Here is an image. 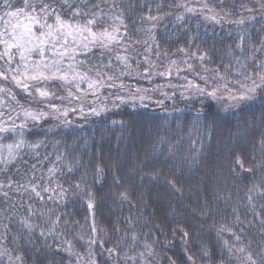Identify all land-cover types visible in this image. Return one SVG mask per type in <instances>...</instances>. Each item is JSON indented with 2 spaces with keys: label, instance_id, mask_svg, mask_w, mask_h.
<instances>
[{
  "label": "trees",
  "instance_id": "16d2710c",
  "mask_svg": "<svg viewBox=\"0 0 264 264\" xmlns=\"http://www.w3.org/2000/svg\"><path fill=\"white\" fill-rule=\"evenodd\" d=\"M177 2L182 0H123L121 7L129 3L134 6L133 11L125 12L131 37L126 41V54L132 63L129 69L132 75L120 77L124 88L104 89L99 100H86L84 115L78 108L76 112L69 111L67 126L61 123L62 117L60 120L48 117L36 126L29 123V127L22 130L26 144L7 172L0 173V180L7 184V177L11 176L25 184L34 173L32 183L50 185L55 192L42 193L46 199L41 202L35 197L30 201V193L14 191L15 185L13 189L7 186L0 189V193H9L7 198L0 195V251L8 249L13 257L23 254V264H70L73 257L64 250L67 247L64 240H72L75 251L83 253L84 241L94 235L105 241L103 245L94 246L98 264H113L119 259L115 254L109 257L106 251L118 240L122 251L129 255L145 251L144 244L148 243L151 255L145 251V256L151 264H171L172 261L193 264L189 256L195 264H209L201 258L203 247L210 250L211 264H216L223 251L222 240L236 243L230 233L217 236L222 225L232 227L242 236L244 244L252 241L251 249L259 250L264 246V233L260 231L264 225L251 211L253 205L260 210L264 197L256 190L249 192L253 183L264 187V167L261 166L264 150L260 145L264 136V88L258 89L252 99L225 110L226 105L235 103L227 98L226 92L218 93L223 99L201 96L186 89L184 79L187 77L204 86L201 77H211L219 69L226 76L229 90L235 92L238 89L235 81L242 79L236 70L250 72L255 60L246 61L245 57L264 42V9L259 7L264 0L259 3L258 0H207L214 13L223 17L219 24L205 20L200 14L185 13L183 8L170 7ZM194 2L189 0V3ZM101 7L104 11H117L105 5ZM248 8L253 11L248 12ZM147 14L160 15L164 19L156 22L139 19ZM178 14L184 18L176 19ZM250 16L254 19H245L243 25L230 22ZM151 23L156 27L149 33ZM118 50L123 52V49ZM202 52L210 59L201 62L192 56V53L198 56ZM99 55V49H92L85 56L98 64ZM237 57L249 68L240 69ZM146 58L154 66L153 73L164 71L171 61H176L173 74L144 79L147 74L143 69L148 66ZM255 58L264 60V50L255 52ZM185 61L194 66V71L187 70ZM229 64L230 68L225 67ZM122 67L113 57V70L118 74ZM175 67L183 71L177 75ZM137 72L141 76H136ZM7 86L13 88L25 108L43 107L29 102L11 83ZM48 87L56 89L58 95L64 94L59 83ZM136 87L148 88L150 91L146 95L150 98L129 99V89ZM153 88L156 90L151 91ZM116 95L123 96L124 102L117 100ZM52 103L61 102L53 100ZM8 104L15 107L5 97L0 111H7ZM64 104L68 108L77 107L67 101ZM89 106L105 110L92 115L88 113ZM17 138V134H0V143H11ZM38 141L42 142L38 149L27 146ZM58 155L61 160H56ZM237 157L243 161L242 168L236 164ZM54 164L58 171L50 176L48 169ZM97 166L103 168L102 174L96 173ZM3 167L0 164V168ZM248 168L253 172H248ZM157 169L162 175L153 180L148 173ZM169 179L180 191L167 183ZM78 182L80 189L75 188ZM57 184L66 190L62 199ZM81 189L94 194L92 209L87 207L88 197L81 194ZM125 191L128 199L122 200L119 194ZM49 195L52 200H47ZM249 195L253 197L251 204ZM29 203L32 215L28 213ZM49 216L60 218L56 234L41 236L40 229L49 227L44 223ZM237 216L241 223H236ZM25 217L38 225L31 233L22 224ZM93 221L97 228L95 234L91 232ZM181 230L189 235L183 237ZM61 232L65 236L58 239L57 234ZM132 233L139 239L129 249ZM0 264H8L7 257H0ZM137 264H140L139 258Z\"/></svg>",
  "mask_w": 264,
  "mask_h": 264
},
{
  "label": "snow or ice",
  "instance_id": "6c2138e0",
  "mask_svg": "<svg viewBox=\"0 0 264 264\" xmlns=\"http://www.w3.org/2000/svg\"><path fill=\"white\" fill-rule=\"evenodd\" d=\"M123 0H0V105L5 104V97L10 99L14 104L7 105V111H0V134H17L19 138L14 139L11 143H0V164L5 167L0 168V173H6L8 166L17 160L20 155V149H22L26 140L23 138V129L29 127V123L33 126L38 125L41 121L48 117L60 120L61 123L67 126L70 121L67 120L69 111L76 112L77 108L81 115L85 114V101L89 96L95 100H99L102 90L111 88H124L123 81L120 77L130 76L132 73L129 69L132 67V63L129 60L127 53L126 41L130 40L128 32V24L126 23L125 12H131L134 10L133 4L129 3L126 7H121ZM259 3V0H258ZM101 5L107 6L109 9L115 8L117 11H104ZM159 7V6H158ZM170 7L183 8L185 13L192 15L200 14L205 20L214 21L219 24L223 20V17L214 13V10L208 5L207 0H195L194 3H189V0H182ZM259 7L264 9V3H259ZM248 12H252L253 9H246ZM151 10L149 9V13ZM182 14H178L176 19H183ZM141 21L156 22L163 20L164 17L160 15H141L139 17ZM245 19L251 20L254 17L241 18L236 21H230L231 23H237L243 25ZM156 27L155 23H151V26L147 30L151 33V30ZM137 31H143V29H137ZM243 40V37H241ZM140 41H137L139 43ZM237 47H240L237 45ZM92 49H99L100 55L97 57L98 64L92 63L91 60L85 56L81 59V55L85 53H91ZM118 49H123V52ZM243 51V48L240 49ZM264 50V42L261 45L255 47V51L250 56L245 57V60H255V67L250 72L236 70L238 75L242 77L241 80H236L238 89L233 92L229 90V84L226 76L222 75L217 69L211 77H201L204 81V86L194 83L188 80L186 89H192L197 94L204 96L207 95L214 99H223V96L218 95L221 91L227 93V98L235 103L226 105L225 110L228 107H235L239 102L252 99L258 89L264 88V60H256L255 52ZM180 51H184L180 49ZM193 57L201 62L206 59H210L206 52L200 53L198 56L196 53H192ZM113 57L116 61H119L123 66L119 73L113 70ZM240 65V69H248L247 63H240L239 58H235ZM106 61V62H105ZM148 64L143 69V78L151 80L153 75L165 77L173 74V66L176 65V61H171L170 66L164 71L153 73V65L145 59ZM187 64V61H185ZM140 67L139 64L136 65ZM225 67L230 68L231 65ZM188 71H194L192 64H187ZM177 75L183 71L179 67H175ZM208 71V69H205ZM136 76H141L140 72L135 73ZM199 76V73H196ZM116 81H120L119 84ZM11 83L16 89H19L26 95L29 102H36L42 104L43 107L32 110L29 106L25 108L24 105L17 99L16 92L13 88L7 85ZM52 83H59L60 89L64 93L58 95L56 89H49V85ZM86 85V87H82ZM175 87L174 85H169ZM157 88L161 86H156ZM211 89V90H209ZM156 88L151 89L155 91ZM150 90L148 88L136 87L129 89V99L143 101L148 97L146 94ZM166 95V94H165ZM117 100L124 102V97L116 95ZM53 100H58L61 103H52ZM64 101L68 104L76 103L77 107L68 108L65 106ZM17 108L19 111H17ZM105 109H100L103 111ZM99 111L95 107H88V113L92 115H98ZM19 120V123H16ZM40 141L27 146L33 150L38 149L41 146ZM178 143V141H177ZM260 145L264 150V136L261 137ZM38 154V153H37ZM47 159V157H45ZM62 157L58 155L56 160H61ZM236 164L243 167V161L240 157L236 158ZM264 167V163L261 165ZM32 168L35 169L36 165L33 164ZM58 169L53 167L48 169L49 175H53ZM68 171H72V166H68ZM248 172H253L252 168L247 169ZM97 174L103 173V168L97 166ZM153 179H159L162 175L161 171L157 169L154 172L148 173ZM33 176L25 184H21L18 181L12 179L11 176L7 177V184L5 181L0 180V189L8 187L16 192L30 193L29 200L33 197L39 201H45V196L42 193L55 192L50 185L44 186L40 183H32ZM41 180L44 178L41 177ZM83 179V177L81 178ZM264 182V177H262ZM167 183L176 191H180L176 187V184L171 180H167ZM57 188L60 190V198L62 199L66 195V190L62 185L57 184ZM75 188L80 189V183L75 184ZM256 190L259 196L264 197V187L260 184L253 183L249 192ZM81 194H86L87 207L92 209L94 207V194L85 189H81ZM5 198L9 196L8 191L0 193ZM119 198L122 200L128 199V193L121 192ZM51 195L47 196V200H52ZM249 203L253 201L251 195L248 196ZM29 215L33 214L32 204L27 205ZM51 212V209L48 210ZM236 210L233 209V212ZM253 214L260 218V223L264 225V205H260V210L257 211L255 206L251 208ZM43 215V213H41ZM60 218L52 219L50 216L44 221L48 224L47 229L41 228L40 235L45 236L56 234L55 229L59 224ZM68 222L65 221V224ZM79 225L78 221H74ZM236 223H241L239 216L236 217ZM23 226L31 233L38 227L35 223L25 217L22 218ZM175 231V230H174ZM182 231V230H181ZM243 228H241V232ZM264 233V227L260 229ZM91 232L95 234L97 228L95 221L91 225ZM223 233H230L236 243H230L229 240H222L223 251L220 255V259L216 264H232L235 260L236 264H264V246H261L259 250L251 249L250 245L252 241H248L247 244L242 242V236L233 231L232 227L222 225L218 231L217 236H222ZM81 241H84V237L79 233L76 234ZM127 235V233H126ZM189 233L182 231V236L187 237ZM65 233L61 232L57 234V238H63ZM139 239L136 233L131 234L132 243L128 246L129 249L135 246L136 241ZM64 243L67 247L64 249L73 257L70 264H98L94 246L97 244L103 245L104 240H98L94 235L84 241L83 253L75 251V246L70 239H65ZM59 246V245H58ZM145 251L151 255L149 251L150 245L144 244ZM106 251L109 257L115 254L119 257L118 260H114L113 264H137L139 258L140 264H151L145 256V251L136 252L133 255H129L128 252H123L121 249L120 241L118 240L113 247L107 248ZM187 251V249H185ZM226 252V255L224 254ZM0 257H7L8 264H23V254H18L13 257L12 253L8 249L0 251ZM201 258L206 259L211 264V253L206 247L202 248ZM189 260H193L192 256L188 257ZM171 264H175L172 261Z\"/></svg>",
  "mask_w": 264,
  "mask_h": 264
},
{
  "label": "rangeland",
  "instance_id": "374dc122",
  "mask_svg": "<svg viewBox=\"0 0 264 264\" xmlns=\"http://www.w3.org/2000/svg\"><path fill=\"white\" fill-rule=\"evenodd\" d=\"M86 54H87V53H85V54L81 55V57H80V58H81V59H83V58H84V56H85ZM82 87H86V85H82ZM89 97H90V98H89V99H87V100H91V99L93 98V97H91V96H89ZM93 99H94V98H93ZM72 104H73V103H72ZM72 104H71V105H72ZM74 104L76 105V103H74ZM74 104H73V105H74ZM76 106H77V105H76ZM68 117H69V114H68L67 118H68ZM62 118H64V117H62ZM67 118H66V119H67ZM0 140H1V139H0Z\"/></svg>",
  "mask_w": 264,
  "mask_h": 264
}]
</instances>
